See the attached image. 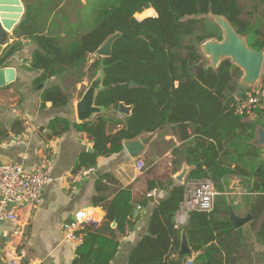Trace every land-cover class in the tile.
I'll return each instance as SVG.
<instances>
[{"label":"trees","instance_id":"trees-1","mask_svg":"<svg viewBox=\"0 0 264 264\" xmlns=\"http://www.w3.org/2000/svg\"><path fill=\"white\" fill-rule=\"evenodd\" d=\"M248 1L247 5L244 0H87L88 12L77 9V21L68 24L64 35L46 32L36 5L28 3L15 29L17 36L37 44L27 66L41 71L36 84L54 77L71 80L69 86L43 88L44 104L71 103L74 85L88 72L96 75L103 61L105 89L98 93L96 104L111 107V111L85 123L55 116L48 124L51 136L78 131L90 137L96 153L83 152L78 169L96 167L101 156L122 152L126 139L156 130H160L159 137L174 131L183 141L172 153L193 166L185 184L176 182L171 174L165 178L159 174L157 166H152L153 151L146 156L153 177L148 190L164 189L166 195L151 211L147 231L131 249L128 264H187L186 255L180 253L184 230L196 254L195 264L247 262L250 243H264L262 147L254 143L256 120H246L234 105L236 94L241 93L238 80L243 72L230 58L216 68L209 66L200 49L207 40L223 39L222 28L209 14L224 16L252 49H264V0ZM115 33L122 35L115 40L112 54L98 55L100 46ZM16 49V44L8 45L0 63ZM91 55L95 56L88 66ZM121 102L132 106V112L118 118L115 115ZM230 176L241 178L248 193L246 202L253 215L248 226L238 228L230 220ZM200 178L214 181L220 193L215 206L210 212L191 211L187 224L177 226L186 184ZM102 179H97L98 184ZM96 188L101 191L99 185ZM150 199L145 193L135 201L131 186L119 189L110 199L96 196L95 203L103 202L105 222L85 228L72 264H110L120 246L117 232L133 230L141 217L134 215L135 205L144 208ZM192 256L188 254V258Z\"/></svg>","mask_w":264,"mask_h":264},{"label":"crops","instance_id":"crops-1","mask_svg":"<svg viewBox=\"0 0 264 264\" xmlns=\"http://www.w3.org/2000/svg\"><path fill=\"white\" fill-rule=\"evenodd\" d=\"M23 1L25 12L28 3L36 5L39 10L38 14L44 20L41 26L46 32L55 31L64 35L63 32L68 24L77 21V6L65 4V1L73 0ZM14 44L17 45V49L6 62L16 68L17 78L8 87H0V165L16 161L27 170L33 171L45 157H49L54 161L52 173L55 179L44 186L42 205L24 204L16 210L17 220L0 223V264H10L13 260L16 264H72L77 245L67 242L63 227L66 222L73 219L75 212L81 209L88 210L93 222L97 223L96 225L91 224L92 227H100L105 222L106 211L103 202L95 203L96 196L110 199L119 189L131 186L133 198L138 201L149 191L148 182L153 177L148 172L150 167L147 166L144 170L137 169V160L132 158L124 147L120 153L101 156L95 174L74 182L72 176L78 170L81 154L83 152L96 153L93 142L86 133L78 131H70L63 136H51L48 124L55 116L69 117L77 121L76 103L96 75L92 79L87 76L83 81L74 85L71 103L68 105L55 107L51 101L44 104L43 88L52 84L69 86L70 82L69 80L62 81L61 77H54L45 83L36 84L41 71L29 70L27 67L31 54L37 48L36 42L30 38L17 36L13 30L9 33L4 50L8 45ZM94 56L91 55L88 66ZM260 79H264V63ZM240 80L241 78L238 82ZM40 85L42 88H39ZM124 115L117 109L116 117L121 118ZM246 120L251 122L256 120L254 143L264 147L261 145L259 135V131L264 130V109L258 111L255 117H247ZM159 133L160 131L155 134L140 159L146 160L147 154L153 151L156 160L153 161L152 166H157L159 174H165L162 165L163 161H168L169 168H172L170 174L178 182L174 177L175 173L182 169L184 164H189L172 152L174 148L181 147L183 141L174 131L167 132L164 137H159ZM160 138H163V142L167 145L164 151H159L156 146V141L160 142L161 140H158ZM90 147L94 150L90 151ZM175 160H178V164H174ZM101 176L103 179L98 184L97 179ZM187 178L188 175L186 180ZM239 182L242 189L238 186ZM98 185L101 191L97 190ZM234 188L237 190L236 192L234 189V196L238 194L239 197H234V202L230 206L237 215L246 216L251 211L246 202L248 193L242 185L241 178L234 177ZM159 190L160 196L155 199L151 198L148 206L137 212L138 203L135 205L134 215L141 217L134 229L124 234L117 232L120 246L110 264H128L127 259L131 249L147 231L151 211L166 195V190ZM237 208H242L247 211V214L241 213ZM188 219L189 214L181 212L180 209L175 222L178 226H185ZM252 221L253 219L243 226H248ZM116 226V222H113L112 227ZM251 234L255 235V231ZM250 245L251 252L248 251L245 255L248 263L243 261L232 264H264V243L257 241ZM191 253L192 257H195L196 254L193 251Z\"/></svg>","mask_w":264,"mask_h":264},{"label":"water","instance_id":"water-1","mask_svg":"<svg viewBox=\"0 0 264 264\" xmlns=\"http://www.w3.org/2000/svg\"><path fill=\"white\" fill-rule=\"evenodd\" d=\"M24 14L25 5L23 0H0V57L2 56L9 33L15 30ZM209 15L222 28L223 39L207 40L201 44V51L204 56L210 59L209 66L213 68H216L222 60L230 58L243 72L241 80L238 82V92H242L246 87L254 85L260 79L264 63V49H252L248 45L247 39L240 35L224 16L216 14ZM121 35V33H115L109 36L96 53L102 57L110 56L115 40ZM104 77V64L103 61H101L98 67V73L91 80L81 98L76 103L78 123L88 122L97 114L111 109L110 107L96 104L98 93L105 89ZM16 78L17 70L15 67L9 65L8 62L4 64L0 63V87H8L11 83L16 81ZM131 85L134 86L136 84L131 82ZM39 88H42V85H40ZM118 110L122 114L130 115L132 106L121 102L118 105ZM159 131L160 130H156L152 133L142 134L134 139H126L123 143L124 147L132 158L136 160L140 159L148 144ZM259 135L261 137V145L264 146V130H260ZM89 150L93 151L94 149L90 147ZM192 168L193 166L184 164L183 168L175 173V179L179 183L185 184L186 177ZM252 219L253 215L250 212L246 216H239L234 212L233 208L230 207V220L236 227L239 228ZM191 252L192 249L189 245L186 231L184 230L182 233L180 253L186 255L185 263H187V256Z\"/></svg>","mask_w":264,"mask_h":264},{"label":"built area","instance_id":"built-area-1","mask_svg":"<svg viewBox=\"0 0 264 264\" xmlns=\"http://www.w3.org/2000/svg\"><path fill=\"white\" fill-rule=\"evenodd\" d=\"M236 113L255 117L258 111L264 109V79H259L254 85L248 86L240 94L235 96ZM261 158L264 159V147L261 150ZM54 161L45 157L38 167L27 170L20 162H8L0 165V223L17 220L16 210L24 204L40 206L44 203L43 188L54 181ZM136 167L144 170V160L137 159ZM96 173V167H81L72 176L74 182L80 181L91 174ZM147 197L155 199L160 196V190L153 188L146 193ZM218 191L215 183L210 178L189 180L186 184L185 200L181 206V212L189 214L191 211L210 212L215 206ZM142 209L137 206V212ZM97 224L88 210L81 209L75 212L72 220L66 222L63 227L67 242L80 244L84 238V230L87 226ZM178 226V225H177ZM96 227V226H95ZM130 230L127 229L125 233ZM189 264H195L194 257L188 258ZM10 264H16L11 261Z\"/></svg>","mask_w":264,"mask_h":264},{"label":"rangeland","instance_id":"rangeland-1","mask_svg":"<svg viewBox=\"0 0 264 264\" xmlns=\"http://www.w3.org/2000/svg\"><path fill=\"white\" fill-rule=\"evenodd\" d=\"M86 2H87V0H86ZM244 2L248 5L250 2L248 1V0H244ZM65 4H71V5H75V6H77V9H79V8H81L82 7V9H81V13H87L88 12V9H89V6L87 5V6H85V4L86 3H84V0H73V1H65ZM136 17L138 18V19H141L138 15H136ZM145 18V17H144ZM209 18H211V19H213L210 15H209ZM143 19V18H142ZM214 20V19H213ZM201 47V46H200ZM201 49V48H200ZM203 53V52H202ZM206 58H208L207 56H205ZM208 63H210V59L208 58ZM91 75H93V77L95 76L94 74H92V72H88V77H90ZM242 77V76H241ZM69 82H71V80L69 81ZM89 82V81H88ZM162 137H164V136H162ZM158 140H161L160 142H157L156 141V146H157V148H158V150L159 151H164L165 149H166V147H167V145H166V143L165 142H163V138H160V139H158ZM152 159H153V161L154 160H156V156H155V154L153 153L152 154ZM144 162H145V165H146V167L148 166V164H147V162H146V160H144ZM168 166V161H166L165 160V162L163 161V165H162V169H163V172L165 173V174H163L164 175V178H165V176H167V174H170V172H172V168L170 167L169 168V166H168V168H167V170H166V167ZM145 167V168H146ZM187 181V180H186ZM227 185H228V187H227V189H228V191H230V197H231V200H232V203L234 202V197H239V195L237 194L236 196H234V189H235V191L237 192V190H236V188H234V176H230V177H228L227 178ZM186 183V182H185ZM238 186H239V188H241L242 186L240 185V182L238 183ZM241 186V187H240ZM215 188H216V185H215ZM242 189V188H241ZM217 190V189H216ZM218 191V190H217ZM241 192H242V190H241ZM218 195H220V193L218 192ZM217 195V196H218ZM217 196H216V198H217ZM244 197V196H243ZM245 202L243 201V204H244ZM231 207V206H230ZM237 209H240V211H241V213H245V215L247 214V211H245V210H243L242 208H237Z\"/></svg>","mask_w":264,"mask_h":264}]
</instances>
